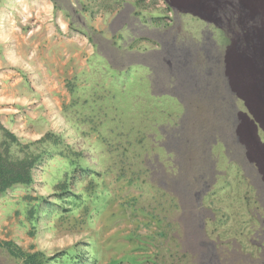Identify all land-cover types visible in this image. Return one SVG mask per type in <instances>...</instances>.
Returning <instances> with one entry per match:
<instances>
[{
	"label": "rangeland",
	"instance_id": "rangeland-1",
	"mask_svg": "<svg viewBox=\"0 0 264 264\" xmlns=\"http://www.w3.org/2000/svg\"><path fill=\"white\" fill-rule=\"evenodd\" d=\"M232 13L0 0V51L55 26L0 61V173L32 176L0 194V264H264V19ZM208 37L220 58H183Z\"/></svg>",
	"mask_w": 264,
	"mask_h": 264
},
{
	"label": "flooded vegetation",
	"instance_id": "flooded-vegetation-1",
	"mask_svg": "<svg viewBox=\"0 0 264 264\" xmlns=\"http://www.w3.org/2000/svg\"><path fill=\"white\" fill-rule=\"evenodd\" d=\"M165 1L167 2L168 7L172 10L173 13L175 14L183 13V14L191 15V16H194L195 18L206 21L209 24H213L214 26L219 27V28L224 27L223 25L224 21L219 16V10H222L223 8L227 9V4L232 6L233 13H235L236 11H239L240 13L245 12L247 15L251 17L253 15H256V16L262 15L264 19V0H239L238 3H236L237 1L230 2L226 0L224 1L223 0H165ZM237 6H239V8ZM71 7L72 6H69L70 9H72ZM242 7H245V9ZM131 16L130 14H128L127 16L122 17V20L120 24L118 25V31H121L123 28L128 27V29H130L134 34L138 33V31L139 33H143V34H147L148 32H150L143 27H142L143 30L138 29L137 24L135 23L136 18H133V16L132 17ZM228 27L232 29L231 25H229ZM177 31L179 32L180 29ZM250 32L252 33V35L258 37L257 30L256 31L253 30ZM152 33L154 36H157V31H154ZM177 38L178 36L174 35L172 39L164 41V42H166L167 46L174 48L178 46ZM180 45L179 47H181L182 49L180 51L184 53V56H183V58L185 57L184 59L193 57V53H194L195 57L199 59L198 62H201L199 58L200 54L204 56L202 60L209 62L214 54H219V48L221 46V45H218V43L215 40L209 37L208 39L205 40V42H201V43L199 41H195L194 39H190L187 41L181 40ZM104 48L109 52L112 51L109 45V41H107V39L105 40ZM192 48L194 50H191ZM112 53H113L112 57H114L115 55L114 58L119 59V60H124V57H120L119 54L117 55L115 53V51H112ZM132 57L133 55L127 54V58L130 59ZM220 57L221 56L219 54L218 58ZM245 106L247 107L249 111H253L252 105L245 104ZM232 107H235V104H233ZM258 131H259V127L256 125L257 135H258ZM258 145L259 147L264 146V143H262V141L259 138H258Z\"/></svg>",
	"mask_w": 264,
	"mask_h": 264
},
{
	"label": "crops",
	"instance_id": "crops-1",
	"mask_svg": "<svg viewBox=\"0 0 264 264\" xmlns=\"http://www.w3.org/2000/svg\"><path fill=\"white\" fill-rule=\"evenodd\" d=\"M48 19H50V18H48ZM47 19L45 18V23L43 22V24H39L38 25V28L37 29H35V31L33 32L34 33V35L35 34H37V35H39L38 36V38L36 39V40H27V41H24L23 42V44L21 43V45L19 44V42L20 41H18L17 42V45H19V47L21 46V50H19V54L18 53H15V52H13L9 47L11 46H7L6 44L3 46V48H2V50L0 51V61L2 62L3 61V58L5 57L7 60H9V61H12V62H15L16 60H18V58L20 57L19 55L21 54V53H23L22 54V56H23V58H25V59H27L28 60V57H27V55H29V54H27V52H25V45L27 44V46H32V47H34V53H35V55L33 54V52H32V54H33V56H35L34 57V60L33 61H37V59H36V56H41L42 54L40 53V51H39V49L38 48H40V45L42 44L41 42H44L42 39L44 38V37H46L45 36V33H47L48 31H51V29H53V28H55V26H52V25H50V24H47L48 22L46 21ZM21 29V28H20ZM42 29H43V31H42ZM22 30L23 29H21V31L20 30H18L17 31V33L19 34V35H22ZM21 32V33H20ZM22 37H24V38H26L24 35L22 36ZM4 39V37L2 36V35H0V39ZM36 52H38V55H36ZM53 59H55V55H53ZM1 62H0V64H1ZM0 72H2L1 70H0ZM24 99V98H23ZM24 100H27V97H26V99H24Z\"/></svg>",
	"mask_w": 264,
	"mask_h": 264
},
{
	"label": "trees",
	"instance_id": "trees-1",
	"mask_svg": "<svg viewBox=\"0 0 264 264\" xmlns=\"http://www.w3.org/2000/svg\"><path fill=\"white\" fill-rule=\"evenodd\" d=\"M5 171H1L0 177H2L3 183L0 186V194L6 191L7 188L12 186L15 183H24V184H31L32 183V176L30 174V170L26 171L25 173L20 172V178L19 179H14V178H6L7 175L4 174ZM19 175V174H17ZM1 184V183H0ZM32 260V258L29 259V261ZM31 264V263H30ZM36 264H41V263H36Z\"/></svg>",
	"mask_w": 264,
	"mask_h": 264
},
{
	"label": "water",
	"instance_id": "water-1",
	"mask_svg": "<svg viewBox=\"0 0 264 264\" xmlns=\"http://www.w3.org/2000/svg\"><path fill=\"white\" fill-rule=\"evenodd\" d=\"M251 113H253V112L251 111ZM257 120L260 121L258 118H257Z\"/></svg>",
	"mask_w": 264,
	"mask_h": 264
}]
</instances>
